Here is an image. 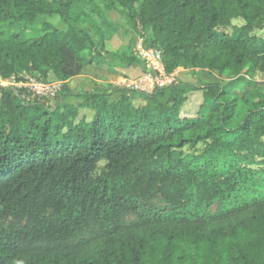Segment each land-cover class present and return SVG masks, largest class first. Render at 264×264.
Instances as JSON below:
<instances>
[{
  "label": "trees",
  "instance_id": "obj_1",
  "mask_svg": "<svg viewBox=\"0 0 264 264\" xmlns=\"http://www.w3.org/2000/svg\"><path fill=\"white\" fill-rule=\"evenodd\" d=\"M116 5L167 73L198 68L215 80L113 99L73 91L70 79L106 63L95 21L76 0H0V79L62 82L53 105L0 86V264H264V0ZM41 15L67 27L6 32ZM195 90L203 102L183 115Z\"/></svg>",
  "mask_w": 264,
  "mask_h": 264
},
{
  "label": "rangeland",
  "instance_id": "obj_2",
  "mask_svg": "<svg viewBox=\"0 0 264 264\" xmlns=\"http://www.w3.org/2000/svg\"><path fill=\"white\" fill-rule=\"evenodd\" d=\"M76 1L77 10L90 16L99 28L97 32L96 28L90 24L88 25L90 33L97 43L96 52H100L102 59L108 64V70L104 72L105 79L90 74L75 76L68 82L70 88L76 92L101 89L106 91L111 99L120 94L119 89L137 90L134 86H131L133 81L143 76L151 64V61H148L143 53V51L147 50L145 47L146 40L133 28L130 18L122 7L116 5L115 8L108 9L107 5L112 0ZM44 22L51 23L58 28L67 27V24L59 15H41L33 24L20 23L8 28L6 32L25 31L27 36L36 37L44 34ZM233 23L241 25L244 21L241 18H236ZM226 30L230 31L231 28ZM262 34H264V31ZM132 56L139 58L141 62L130 64L126 58ZM25 77L31 78L29 75ZM255 78L264 80V73L258 72ZM172 79V81H185L194 85L204 86L215 80V77L207 70L179 67L172 73ZM8 85H16V82L14 79H0V86ZM60 91L51 97H46V101L53 105ZM65 101L80 106L82 98L70 95L66 97ZM135 102L139 103L141 100L137 99ZM202 102V90L191 92L188 101L183 107L182 114L195 115ZM93 115L94 111L92 109L80 108V117L86 116L88 120H91Z\"/></svg>",
  "mask_w": 264,
  "mask_h": 264
},
{
  "label": "built area",
  "instance_id": "obj_3",
  "mask_svg": "<svg viewBox=\"0 0 264 264\" xmlns=\"http://www.w3.org/2000/svg\"><path fill=\"white\" fill-rule=\"evenodd\" d=\"M146 49L143 53L148 61H151V64L144 75L135 79L131 86H134L137 90L151 93L157 86L169 84L173 82V79L172 73L169 74L165 71L162 61V51L153 48ZM13 86L26 87L39 96L51 97L61 90L62 83L60 81L44 82L31 76V78L25 77V80L16 82V85Z\"/></svg>",
  "mask_w": 264,
  "mask_h": 264
},
{
  "label": "crops",
  "instance_id": "obj_4",
  "mask_svg": "<svg viewBox=\"0 0 264 264\" xmlns=\"http://www.w3.org/2000/svg\"><path fill=\"white\" fill-rule=\"evenodd\" d=\"M108 70V64L104 63L102 65H91L86 68L85 74H90L97 76L98 78L105 79L104 72Z\"/></svg>",
  "mask_w": 264,
  "mask_h": 264
}]
</instances>
